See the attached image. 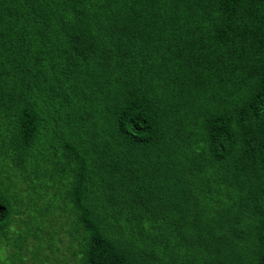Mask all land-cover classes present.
I'll use <instances>...</instances> for the list:
<instances>
[{"label": "trees", "instance_id": "16d2710c", "mask_svg": "<svg viewBox=\"0 0 264 264\" xmlns=\"http://www.w3.org/2000/svg\"><path fill=\"white\" fill-rule=\"evenodd\" d=\"M0 264H264V0H0Z\"/></svg>", "mask_w": 264, "mask_h": 264}]
</instances>
